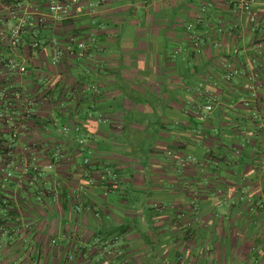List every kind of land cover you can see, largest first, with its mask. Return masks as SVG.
I'll return each instance as SVG.
<instances>
[{"label":"crops","instance_id":"0c3cea01","mask_svg":"<svg viewBox=\"0 0 264 264\" xmlns=\"http://www.w3.org/2000/svg\"><path fill=\"white\" fill-rule=\"evenodd\" d=\"M90 1L99 0H80L69 19L26 30L20 52L28 75L0 85L33 91L42 73L45 86L58 82L68 99L63 69L58 76L43 71L49 42L95 39L87 78L100 88L99 111L84 119L82 109L75 119L91 135L85 149L92 162L120 182L106 191L107 184L82 181L78 138L70 136L47 172L58 182V204L20 207L23 193L0 184L22 220L0 236V264H68L67 252L73 264H97L99 241L110 238L129 264H264V0H253L251 13L240 8L242 0H105L95 11L86 7ZM8 2L48 13V0ZM201 7L197 52L186 26ZM6 16L0 6V19ZM35 41L44 44L35 50L28 44ZM81 68L70 67L73 78ZM232 69L238 74L227 81ZM210 97L213 110L199 121L195 106ZM38 130L36 139L47 141L50 129Z\"/></svg>","mask_w":264,"mask_h":264},{"label":"trees","instance_id":"16d2710c","mask_svg":"<svg viewBox=\"0 0 264 264\" xmlns=\"http://www.w3.org/2000/svg\"><path fill=\"white\" fill-rule=\"evenodd\" d=\"M47 24L48 20L43 26H32L28 29V33L32 34L34 30L39 31L41 30V28H44ZM72 38L75 37H69L64 40H60L58 38L56 39L60 42L65 43L66 41H69ZM75 39L85 40L87 42V48L84 52L83 57L73 58L66 55L56 66H50L47 63H44L43 65V71L48 72L52 75L58 76V69H63V72L65 73L64 80L67 83L65 84V86H67L70 93H72L71 97H69L68 99L63 97L64 94H62V92H64L65 90L60 87V92L58 91V82L52 87H46L45 85L47 80L45 79V76L43 77L41 75L42 73L38 74L39 77L37 76L40 80L39 81L37 78V80L39 81L37 82H41V84H39V87H37L36 89H33V91H28L27 89L21 87H12L10 89V92L24 91L36 102L33 114L29 120L24 121L26 127L18 134L15 140V147L12 148L11 152V149H9V145L11 144V130L3 129L0 132V156L5 161H0V184H13L19 190L20 193H23V197L19 201L20 207H25L29 203L34 204L33 206L35 208H48L50 206H55L56 204H58V201L60 199L58 182L53 183L49 178V174H47L48 176L45 180L30 184V178H32L33 176L31 172L26 177H23L21 180L17 178L18 173H15L14 176L11 177V179L5 180V172L3 171L6 169V163L8 162V160L13 158L17 161H20L24 156V148H28L27 150L29 152L38 153V155H40L42 159H45L46 162L51 163L55 168V166L57 167L58 162L61 161L64 153L63 148L61 147V143H63V141H69L70 136L72 137L71 141L74 142L76 138H78L77 143L75 142V151L79 157H83L81 160L82 181H85V183L89 186H100L107 184L108 190L106 191L114 190L113 188H111L110 185V182H113V180L114 182H120L117 177L113 179V175L110 176V173H108L110 171H108V169L100 168L94 162H92V157L89 155V152L85 149V147L88 146L85 144H88L90 142V139H92L91 135L75 119L76 117H78L79 111L82 109L85 110V113H83L84 119H86L93 112L97 113L99 110L96 108V100L97 97L100 95V88L98 87V85L91 82L87 78V76H89L88 73H90L87 61L88 58L91 55L93 56L94 54L92 52H94L95 50L91 49V45H93L95 39L83 37ZM28 44L31 48L38 50L42 47L44 43L42 42L38 48L32 47V42H29ZM93 47H95V44L93 45ZM30 55L32 54L30 53ZM72 60L76 63H71ZM79 63L82 64V71L79 75H76L78 76L77 78H73V74H71L70 72V67L73 66L74 68H76ZM83 75H86V77H84ZM81 103H87V107H81ZM43 112H47L48 115V117L45 119H42L40 116V114ZM6 114H10V111L6 112ZM100 114L101 116L99 117V120L109 121V119L104 115V113ZM19 116L20 115L17 114L16 116H14V118H18ZM5 118L9 119L10 117L6 116ZM2 122H4V120L0 121V124ZM41 126L45 129L48 128L51 131L47 141H39L36 139V132L39 131L38 129H40ZM64 126H67L70 129L68 134H64L60 131L61 128H63ZM75 128H79V133L75 131ZM80 133L88 134V138L85 139L84 143L79 142ZM86 158L89 160L88 164L84 162V159ZM77 198L78 197L74 195L72 196V199L79 203ZM13 205L15 204L10 200L9 196L4 195L3 193L0 194V236L10 230L11 226H9V223L11 221L15 223L14 226H17V224H21L22 222L21 218L18 217L19 210L17 209V206L15 205L14 207ZM36 247L37 246L35 245L32 246V256L34 259H40L41 252L37 251ZM51 247H53V245ZM70 255L72 254H68L67 252L65 254L64 261L68 264H73L74 259L73 261L69 260ZM97 264H100L98 260Z\"/></svg>","mask_w":264,"mask_h":264},{"label":"built area","instance_id":"2783aa9c","mask_svg":"<svg viewBox=\"0 0 264 264\" xmlns=\"http://www.w3.org/2000/svg\"><path fill=\"white\" fill-rule=\"evenodd\" d=\"M80 0H48V13L46 15H40L39 13L32 12L14 4H9L8 0H0V6H4L7 16L4 19H0V49H6V53L0 52V83L5 79H22L28 75V66L26 62L21 58V43L23 33L32 26H43L48 18L52 20H63L74 15L77 4ZM105 0H99L97 2H88L86 7L95 11L97 7L103 4ZM253 0H242L240 8L244 11L251 13L253 7ZM200 14H198L194 22L189 23L186 26L188 38L194 47L199 52L201 49V39L198 36L196 27L203 23V13L205 7L200 8ZM251 23L258 26V19L254 16H250ZM9 24L7 25V23ZM42 42L35 41L33 43L34 48H38ZM51 47V58L49 61L50 66H56L64 56H70L73 58H80L84 56V52L87 48V42L85 40L72 38L65 43L53 38L49 42ZM77 51V52H76ZM238 74L235 69L228 70L225 75V79L229 81L234 75ZM261 87L264 89V83ZM251 88V87H250ZM213 103H216L215 97L209 98V103L204 106H195L196 116L199 121H205L207 115L213 110ZM36 105L35 100L30 97L24 91H11L6 87L0 85V132L3 129L11 130V144L9 145L10 152L15 147V140L20 133L24 130L26 124L24 121L29 120L33 114L34 107ZM5 111V113H4ZM10 111V114L6 112ZM20 115L18 118H14L16 115ZM9 116V119L5 117ZM253 117L258 118V114L254 113ZM16 119V122H15ZM64 134H68L70 129L64 126L60 130ZM75 131L79 133V128H75ZM88 138V134L80 133V143H84ZM28 148H24V156L19 161L15 159H9L6 163L5 180L11 179L15 173H18L17 178L21 180L26 177L30 172L32 178H30V184H34L47 178V172L53 169V165L42 159L36 152H29ZM171 154L170 152L168 153ZM192 161H196L195 158L190 157ZM0 161L5 162L0 156ZM85 163H89V160L84 159ZM110 173V172H108ZM114 177V176H113ZM113 180V179H112ZM111 188L116 189L118 187L117 182H110ZM40 199V197H39ZM264 199V198H263ZM55 243V241H52ZM99 263L100 264H129V259L126 258L125 252L119 244L118 239L110 238L104 241H99ZM74 256L70 255L69 260L73 261Z\"/></svg>","mask_w":264,"mask_h":264},{"label":"rangeland","instance_id":"374dc122","mask_svg":"<svg viewBox=\"0 0 264 264\" xmlns=\"http://www.w3.org/2000/svg\"><path fill=\"white\" fill-rule=\"evenodd\" d=\"M67 19H69V18H65V19H63V20H67ZM63 20H62V21H63ZM96 258H97V257H95V259H96ZM98 258H99V256H98Z\"/></svg>","mask_w":264,"mask_h":264}]
</instances>
